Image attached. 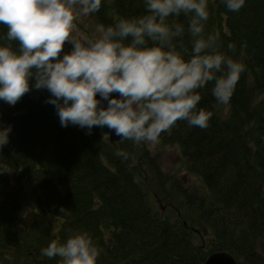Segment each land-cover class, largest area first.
I'll list each match as a JSON object with an SVG mask.
<instances>
[{
  "label": "trees",
  "instance_id": "obj_1",
  "mask_svg": "<svg viewBox=\"0 0 264 264\" xmlns=\"http://www.w3.org/2000/svg\"><path fill=\"white\" fill-rule=\"evenodd\" d=\"M209 11L206 31L219 36L220 50L243 63L245 71L228 105L215 100L211 82L198 90L197 108L212 113L208 128L181 120L160 138L178 147L186 171L203 184V194H189L179 180L165 176L184 204L173 222L165 219L142 186L147 175L130 161L150 163L144 147L109 142L107 127H93L91 135L86 128L62 127L55 106L46 103L51 94L32 88L14 106L0 100V129L11 126L9 142L0 149V264H60L41 249L78 231L88 232L102 249L97 264H204L217 252L229 253L237 264H261L264 0H245L238 13L209 0ZM143 14V0H102L92 15L107 26ZM177 19L187 26L186 17ZM6 32L0 25V45L8 43ZM183 43L190 53L187 33ZM64 51L71 48L66 44ZM117 150L127 151L129 159L116 156ZM62 207L67 214L60 213ZM193 232L200 242L193 241Z\"/></svg>",
  "mask_w": 264,
  "mask_h": 264
},
{
  "label": "clouds",
  "instance_id": "obj_2",
  "mask_svg": "<svg viewBox=\"0 0 264 264\" xmlns=\"http://www.w3.org/2000/svg\"><path fill=\"white\" fill-rule=\"evenodd\" d=\"M220 3L238 13L245 0ZM143 5V15L83 32L79 23L99 12L102 0H0L8 42L0 45V100L14 106L32 88L46 89L51 94L46 103L55 106L62 127L86 128L88 135L93 127H107L137 149L157 145L181 120L208 128L212 113L197 108L198 90L211 82L215 100L228 105L245 65L222 52L219 36L206 31L209 0H143ZM182 15L186 27L178 22ZM227 48L235 52L234 44ZM10 132L11 126L0 129V149ZM115 155L129 159L124 150ZM60 213L67 214L63 207ZM101 252L86 231L41 249L60 264H97Z\"/></svg>",
  "mask_w": 264,
  "mask_h": 264
},
{
  "label": "rangeland",
  "instance_id": "obj_3",
  "mask_svg": "<svg viewBox=\"0 0 264 264\" xmlns=\"http://www.w3.org/2000/svg\"><path fill=\"white\" fill-rule=\"evenodd\" d=\"M96 24L97 22L95 18L93 15H91L90 17L84 18L79 23L78 27L83 32H90ZM67 46L72 48L70 44H67ZM144 149L150 156L151 162H146L148 164L144 162L138 163V160L141 159L132 157L130 160L131 164L136 166V171L141 175H147V178L145 176L146 180H143L142 182V186L149 191L150 199L154 203V208L160 212L165 219L173 222L178 214L180 215L184 212V204L183 200L179 201L177 198L178 196L171 188L169 182H166V177L169 179H173L172 177H174V179L179 180L187 193H191L194 196L202 195L205 191V188L194 174L186 171L178 147L174 145L163 144L161 141H159V143L155 146H144ZM160 180L164 185L163 191L159 184ZM163 193H166L167 197H164ZM156 198H158L161 203H159ZM191 234L194 242L195 240L200 242V237L197 233L193 232ZM257 250L261 256V264H264V247L259 244Z\"/></svg>",
  "mask_w": 264,
  "mask_h": 264
},
{
  "label": "water",
  "instance_id": "obj_4",
  "mask_svg": "<svg viewBox=\"0 0 264 264\" xmlns=\"http://www.w3.org/2000/svg\"><path fill=\"white\" fill-rule=\"evenodd\" d=\"M113 96H118L117 93H113ZM97 99H100L99 94H97ZM101 106L106 107L107 106V102L106 101H102ZM108 139L109 142L113 143V142H118L121 140L120 137L112 134L109 132L108 135ZM204 264H236L234 258L227 252H217V253H213L211 255H209L205 261Z\"/></svg>",
  "mask_w": 264,
  "mask_h": 264
}]
</instances>
